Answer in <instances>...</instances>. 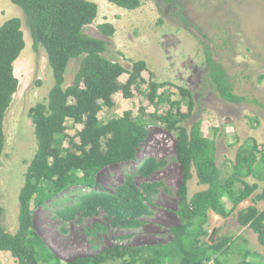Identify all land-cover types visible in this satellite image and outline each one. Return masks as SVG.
I'll return each mask as SVG.
<instances>
[{"label": "rangeland", "instance_id": "rangeland-1", "mask_svg": "<svg viewBox=\"0 0 264 264\" xmlns=\"http://www.w3.org/2000/svg\"><path fill=\"white\" fill-rule=\"evenodd\" d=\"M87 1L95 3L98 11L93 23L84 28V33L108 42L104 56L127 70L133 62L142 60L148 71L143 73L144 78L166 85L158 90L153 105L143 103L149 115L143 121L146 140L135 154L136 163L128 161L103 169L95 177L97 185L91 189H71L59 196L33 202V230L40 241L37 247L40 264H51V257L68 262L96 255L113 245L146 253L151 247L165 246L173 241L172 229L181 225L177 215V192L182 171L175 155L176 134L163 119L169 111L175 112L177 103L182 112L186 111L188 100L179 94L178 88L189 91L194 102L191 117L180 125L189 131L193 124H198L201 136L214 143L215 164L222 182L230 183L235 178L239 182L233 187L241 190V182L254 179L246 174L251 160L253 166H259L260 172L264 173V157L258 147L264 143V0H172L171 3L139 0L140 6L135 10H125L105 0ZM12 18L21 20L25 46L13 63L18 88L4 118L0 225L14 234L18 228V195L24 185L26 169L36 152L29 110L39 103L47 104L53 78L44 49L32 48L21 9L9 0H0V25ZM103 23L114 27L113 37L99 33L97 26ZM202 44L208 45L213 59L225 70L234 85V93L257 103L233 105L219 98L207 77ZM80 61L81 57L68 65L64 87L72 84ZM125 79L124 75L120 80ZM138 85L142 93H148L147 84ZM114 99L115 107L102 108L99 124L120 117L128 110L136 114L141 98L136 94L134 98L123 99L121 94H116ZM65 124L69 135H74L80 128L73 126L70 120ZM254 143L257 149L253 148ZM65 144L63 141V146ZM237 156L242 160L238 170L235 169ZM190 173L187 202L207 189L198 183L193 166ZM255 181L260 190L252 193L253 197L264 186V182ZM128 182L133 183L144 199V210L136 217L140 226H116L113 220L117 215L102 208L92 213H77L71 219L65 217L64 212L82 204L83 196L89 192L118 194ZM41 187L50 189L45 181ZM251 196L244 200L246 203L242 201L235 206L228 218L207 212V221L203 225L207 235L200 240L209 246L223 239L227 241L225 254L215 253L220 264L264 263V246L257 242L256 234L236 222L239 210L252 205L260 211L264 209L261 202L253 204ZM224 204L232 208L226 199ZM177 261L173 260L174 263ZM0 264L16 262L5 252L0 257ZM106 264L126 263L116 260Z\"/></svg>", "mask_w": 264, "mask_h": 264}, {"label": "trees", "instance_id": "trees-1", "mask_svg": "<svg viewBox=\"0 0 264 264\" xmlns=\"http://www.w3.org/2000/svg\"><path fill=\"white\" fill-rule=\"evenodd\" d=\"M9 1L24 14L33 50L42 47L46 52L53 86L47 104L39 103L29 110L36 152L26 169L24 185L18 195L17 231L11 234L0 225V252L9 253L16 264H40L37 256L40 241L33 230V202L59 196L71 189H91L97 185L95 177L103 169L128 161L136 163L138 158L135 154L146 140L143 121L149 115L143 103L153 105L158 90L166 84L146 80L143 73L148 71L142 60L133 62L131 69L127 70L104 56L108 42L84 33V28L96 18L98 7L95 3L87 0ZM105 1L125 10H135L140 6L139 0ZM165 1L171 3L172 0ZM97 30L107 38L115 33L109 23L99 24ZM23 37L20 19L12 18L0 25V158L5 143V113L18 88L13 63L24 49ZM202 45L207 77L219 98L233 105L257 103L234 93V85L225 70L213 59L208 45ZM80 57L72 84L64 87L68 65ZM124 75L126 79L121 81ZM139 83L148 85L147 94L140 91ZM178 91L188 100L186 111L182 112L177 103L175 112L169 111L163 119L176 134L175 155L182 171L177 192V215L181 225L172 229L173 241L165 246L151 247L146 253L124 245H113L96 255L68 262L48 257L51 264H106L116 260L126 264H220L215 253L225 254L227 241L223 239L209 246L200 240L207 235L203 229L207 212L228 218L233 208L249 198L258 186L241 182L242 189L236 190L233 185L239 182L237 179L232 178L231 184L220 180L214 159V143L201 136L198 124H193L189 131L180 125L191 117L194 102L189 91L183 88H178ZM116 94H121L123 99H131L138 94L141 99L137 113L128 110L120 117L99 124L102 108L115 107ZM67 120L72 121L73 126H80L74 135L67 134ZM63 141H66L65 146ZM256 147L254 143L253 148ZM258 147L264 157V143ZM252 161H249L246 174L264 182V173L260 172L259 166H253ZM192 166L198 183L207 189L187 202V182L191 178ZM241 166L242 160L237 156L235 169ZM43 181L50 185V189L41 187ZM83 198L82 204L64 212L67 219L74 218L77 213H92L102 208L117 215L113 220L116 226L131 228L141 225L136 217L144 210V199L132 182H128L118 194L89 192ZM224 199L231 202L232 208L226 207ZM251 201L264 204V186ZM2 213L0 208V217ZM236 222L241 227H249L256 234L257 242L264 246V209L260 211L252 205L239 210ZM174 259L178 260L177 263L173 262ZM241 264L258 263L245 261Z\"/></svg>", "mask_w": 264, "mask_h": 264}, {"label": "crops", "instance_id": "crops-1", "mask_svg": "<svg viewBox=\"0 0 264 264\" xmlns=\"http://www.w3.org/2000/svg\"><path fill=\"white\" fill-rule=\"evenodd\" d=\"M5 22V21H4ZM3 22V23H4ZM2 23V24H3ZM1 24V25H2ZM246 182H247V184H249V185H252V184H257L259 187H258V190H260V185L258 184V182L257 181H255V179H251V178H249V179H247V180H245ZM250 181H252V182H250ZM257 193V192H256ZM255 195V194H254ZM251 197H253V196H251ZM250 198V197H249ZM247 201H244V203H246ZM248 202H250V199H248ZM245 209V208H244ZM215 216H217V215H215ZM256 237V236H255ZM5 255V252H0V257H3Z\"/></svg>", "mask_w": 264, "mask_h": 264}, {"label": "built area", "instance_id": "built-area-1", "mask_svg": "<svg viewBox=\"0 0 264 264\" xmlns=\"http://www.w3.org/2000/svg\"><path fill=\"white\" fill-rule=\"evenodd\" d=\"M209 264H212V262H210Z\"/></svg>", "mask_w": 264, "mask_h": 264}]
</instances>
